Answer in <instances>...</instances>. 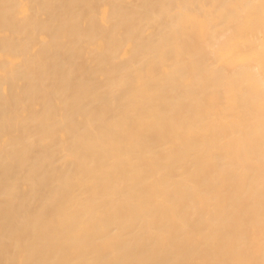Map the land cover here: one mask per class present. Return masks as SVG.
Listing matches in <instances>:
<instances>
[{"label": "bare ground", "instance_id": "obj_1", "mask_svg": "<svg viewBox=\"0 0 264 264\" xmlns=\"http://www.w3.org/2000/svg\"><path fill=\"white\" fill-rule=\"evenodd\" d=\"M0 264H264V0H0Z\"/></svg>", "mask_w": 264, "mask_h": 264}]
</instances>
